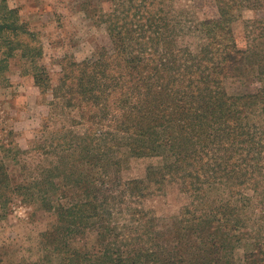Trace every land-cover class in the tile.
Returning a JSON list of instances; mask_svg holds the SVG:
<instances>
[{
  "label": "trees",
  "instance_id": "1",
  "mask_svg": "<svg viewBox=\"0 0 264 264\" xmlns=\"http://www.w3.org/2000/svg\"><path fill=\"white\" fill-rule=\"evenodd\" d=\"M213 1L216 14L195 27L203 40L193 49L178 42L174 0H109L111 12L98 18L113 52L62 65L53 94L89 129L78 164L66 169L64 193L72 197L55 208L69 240L66 264H264V201L246 213L253 196L264 197V52L241 48L233 29L245 9L264 10V0ZM248 66L254 90L229 93L227 81ZM125 158H159L150 180L159 189L177 185L200 214L182 227L172 223L170 236L159 231L150 246L139 233L125 234L114 205L142 190L141 181L121 180ZM219 190L226 199L214 195ZM87 231L95 232L93 244L70 243ZM244 241L251 249L237 257Z\"/></svg>",
  "mask_w": 264,
  "mask_h": 264
},
{
  "label": "rangeland",
  "instance_id": "2",
  "mask_svg": "<svg viewBox=\"0 0 264 264\" xmlns=\"http://www.w3.org/2000/svg\"><path fill=\"white\" fill-rule=\"evenodd\" d=\"M173 5L183 25L178 42L195 49L203 40L195 27L216 14L214 1L174 0ZM111 9L109 0H0V264L67 263L64 245L69 240L55 208L72 197L64 193L66 169L78 164L81 138L89 129L77 109L68 107L53 89L63 64L95 59L102 50L113 52L106 26L98 18ZM260 22L264 10L245 9L233 24L241 48L264 52V39H257ZM38 50L41 54L36 55ZM254 68L256 76L258 63ZM247 70L249 66L227 81L229 93L254 90L257 81L245 75ZM35 75L45 80L42 86L35 83ZM161 163L159 158H125L121 180L141 181L142 190L113 210L122 231L134 237L139 233L147 246L159 243V231L170 236L172 223L182 227L195 213L191 198L177 185L159 189V180H150L149 171ZM217 194L220 199L228 195L221 190ZM247 195L252 196V190ZM262 201L264 197L253 196L254 205L246 213L251 215ZM197 209L199 215L201 207ZM148 234L154 240L146 239ZM94 241L95 232L87 231L70 243L81 248L83 242ZM250 249L247 241L240 242L235 254L242 257Z\"/></svg>",
  "mask_w": 264,
  "mask_h": 264
}]
</instances>
